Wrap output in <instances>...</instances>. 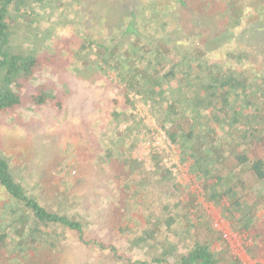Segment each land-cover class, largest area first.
I'll use <instances>...</instances> for the list:
<instances>
[{
    "label": "trees",
    "instance_id": "obj_1",
    "mask_svg": "<svg viewBox=\"0 0 264 264\" xmlns=\"http://www.w3.org/2000/svg\"><path fill=\"white\" fill-rule=\"evenodd\" d=\"M46 1L0 0V114L13 116L16 122L23 109L63 110L72 95L68 77L56 68L57 55H38V46H51L56 36L51 27L44 36L39 33V17L47 14L51 22L55 14ZM126 2L95 0V21L101 20L107 30L118 22L121 31L99 41L88 31L79 36L83 28L77 26L65 38L72 58L64 65L71 76L89 84L102 87L109 80L106 87L114 91L96 104L98 116L91 128L117 185L116 196L108 204L120 211L105 230L120 239L123 251L104 237L93 236L95 227L101 233L104 224L87 229L71 212L72 202L77 201L71 190L55 193L62 197L56 205L63 208L60 211L31 196L15 180L1 152L0 188L16 208L5 206L11 215L10 230L0 232V243H16L13 249L26 257L41 246L58 253L61 241L52 235L61 229L85 249L106 250L109 257L126 264H222L224 252L212 249L216 240L222 241L220 233L204 222L202 208L184 209L180 197L186 186L176 182L165 166L166 153L150 145L148 167L143 159L132 156L138 142H150L148 127L132 113L134 103L140 102L148 106L180 162L189 163L203 200L219 207L232 229L251 239L247 253L257 264H264L260 262L264 260V59L252 63L254 57L262 56L264 15L251 8L252 16H248L243 10L247 6L235 8L230 0H167L158 11L157 3L139 2L140 11H150L140 16L133 11V2L130 6ZM60 3L81 15L89 6L86 0ZM182 17L190 30L183 25L169 30ZM255 28L263 36H252L254 45L247 44L252 52L241 48L237 39L231 40L236 30L243 34ZM230 40L223 59L209 58L214 47ZM46 64L59 83L34 84L37 68ZM136 206L144 210L136 213ZM149 212L157 219L146 221ZM222 249L228 251L227 245Z\"/></svg>",
    "mask_w": 264,
    "mask_h": 264
},
{
    "label": "rangeland",
    "instance_id": "obj_2",
    "mask_svg": "<svg viewBox=\"0 0 264 264\" xmlns=\"http://www.w3.org/2000/svg\"><path fill=\"white\" fill-rule=\"evenodd\" d=\"M123 1H127L129 6L133 2L135 6L133 11H139L137 15L140 16L150 11H140L137 6L139 2L151 1L157 3V6L154 4L156 11L163 9L164 4L167 3V0ZM263 1L230 0L235 8L247 6L243 10L248 16H252L251 8L257 9L260 17L264 15ZM86 2H89V6L84 8V14L81 15V11L78 12V10L69 12L67 6H63L60 0L46 1L45 5L55 14L51 22L48 20L50 17L47 14L39 17L38 22H41L39 33L44 36L48 28L51 27L56 36L54 38L51 35L53 37L51 46L48 44L38 46V55L51 57L50 54H56L58 58L61 57V59L55 57L56 68H60L68 77L67 83L72 95L64 102V109L60 111L50 106L39 109H23L19 111L20 121L17 122L12 118L13 116H10V118L7 115L0 114V152L10 162L15 180L20 182L27 191H30L31 196L40 200L43 199L41 201L50 209L55 208L58 211L63 209L56 207L62 197H56L55 193L71 190L74 197L77 198V201L72 202L73 210L71 212L77 216V219L87 229H93L92 227L96 224H104L101 233H99V227L93 229V236L95 238L104 237V241L116 245L120 251H123V247L120 246V244L122 245L120 239L113 238V231L105 230V226L112 227L115 215L120 211L117 205L108 204L116 196L114 188L117 185L109 174L104 159L101 158L102 147L99 148V144L93 136L92 130L94 129L91 128L92 122L98 116L96 112L98 105L96 106V104H99L103 98L111 96L114 91L110 87H106L109 80H104L103 88L100 84H89L82 79L71 76L69 67L64 66L72 58V53L67 49L68 43H65V38L73 34L77 26L83 28L80 31L81 33H78L79 36L88 31L93 39L99 41L109 33L116 37L122 26L116 22L109 27L110 31L107 30L101 20L95 21L93 18L95 0H86ZM159 5H162V7H159ZM183 18L178 23L175 22L169 25V30H179L182 25L185 30H190L187 25L188 21ZM125 22H127V19H125ZM246 29L242 31L243 34H238V30H236L235 39L231 38V40L236 42L237 39L236 43L241 48L244 50L247 48V52H252L247 44L254 45L252 36L260 38L263 34L260 32L261 29ZM262 29L264 30V27ZM227 34L232 36L233 32L229 31ZM231 40L224 43L225 45L220 43L214 47L215 50H211L208 54L209 58L213 61L223 59L226 49L232 42ZM260 52L262 56L254 57L255 61L252 62L255 65L260 64L264 59V47L260 48ZM49 65L46 64L37 68L34 84L45 83L47 80L59 83L57 76L47 69ZM109 77L112 78L113 74H110ZM64 84H66V81H64ZM135 99L137 100V97ZM132 113L150 131V142H138L136 149L131 151L132 156L139 160L143 159L146 167H148L149 158L147 154L150 145L157 151H164L166 153V157L163 159L165 166L175 176L176 182L186 186L183 195L180 197L184 209L189 210L192 206L202 208L205 216L204 222L209 223L212 230L220 233L222 241L218 243V240H216L212 244V249L224 252L221 256L223 258L222 264L233 261H238L239 264H257V261L247 253V249L252 244L251 239L245 234L234 231L230 221L222 215L219 207L203 200L199 181L189 173V163L180 162L178 151L173 145L169 144L164 132L155 125L148 106L135 102ZM139 138H142V135ZM6 205L12 208L14 203L9 201L3 189L0 188V232L6 227L8 232L10 230L8 223L11 215L6 214ZM14 207L16 208L15 205ZM135 210L138 213L144 209L136 206ZM145 214L147 215L146 221L157 219L153 215H149L153 214L152 212ZM52 238L54 240L58 238L61 241L62 249L58 253L54 249L41 246L40 249L28 252L27 257L17 254L13 249L16 243H0V264H126L122 260L109 257L110 255L106 250L100 253L97 250L85 249L74 240L73 236L61 231V229H58L57 233L52 235ZM224 244L227 245L228 251H223L222 246ZM179 252L182 253V250L180 249ZM137 256H142V254L138 253ZM260 262L264 263V260L260 259Z\"/></svg>",
    "mask_w": 264,
    "mask_h": 264
}]
</instances>
